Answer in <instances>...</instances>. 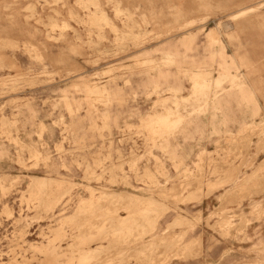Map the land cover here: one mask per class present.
<instances>
[{
    "label": "rangeland",
    "instance_id": "obj_1",
    "mask_svg": "<svg viewBox=\"0 0 264 264\" xmlns=\"http://www.w3.org/2000/svg\"><path fill=\"white\" fill-rule=\"evenodd\" d=\"M0 264H264V0H0Z\"/></svg>",
    "mask_w": 264,
    "mask_h": 264
},
{
    "label": "crops",
    "instance_id": "obj_2",
    "mask_svg": "<svg viewBox=\"0 0 264 264\" xmlns=\"http://www.w3.org/2000/svg\"><path fill=\"white\" fill-rule=\"evenodd\" d=\"M221 244H223V247H226L228 245L227 241H223Z\"/></svg>",
    "mask_w": 264,
    "mask_h": 264
},
{
    "label": "bare ground",
    "instance_id": "obj_3",
    "mask_svg": "<svg viewBox=\"0 0 264 264\" xmlns=\"http://www.w3.org/2000/svg\"><path fill=\"white\" fill-rule=\"evenodd\" d=\"M140 199V198H139ZM149 213V212H148ZM129 216H131V215H129ZM118 217V216H117ZM149 217V216H148ZM120 218V217H119ZM120 221V220H119ZM140 221V220H139ZM136 223V222H135ZM144 223V222H143ZM139 224V223H138ZM137 224V225H138ZM142 224V223H141ZM145 226V225H144ZM115 227V226H114ZM126 227V226H125ZM149 227V226H148ZM131 228V227H130ZM134 228V227H133ZM127 231V230H126Z\"/></svg>",
    "mask_w": 264,
    "mask_h": 264
}]
</instances>
